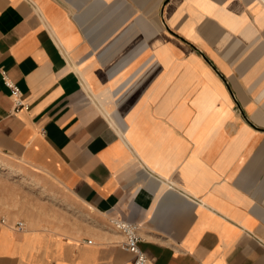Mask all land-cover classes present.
Wrapping results in <instances>:
<instances>
[{
    "label": "crops",
    "instance_id": "1",
    "mask_svg": "<svg viewBox=\"0 0 264 264\" xmlns=\"http://www.w3.org/2000/svg\"><path fill=\"white\" fill-rule=\"evenodd\" d=\"M0 68V152L88 220L0 215V264H130L112 216L146 264H264V0H0Z\"/></svg>",
    "mask_w": 264,
    "mask_h": 264
},
{
    "label": "rangeland",
    "instance_id": "2",
    "mask_svg": "<svg viewBox=\"0 0 264 264\" xmlns=\"http://www.w3.org/2000/svg\"><path fill=\"white\" fill-rule=\"evenodd\" d=\"M0 215L44 232L87 225L81 205L50 176L0 152Z\"/></svg>",
    "mask_w": 264,
    "mask_h": 264
},
{
    "label": "built area",
    "instance_id": "3",
    "mask_svg": "<svg viewBox=\"0 0 264 264\" xmlns=\"http://www.w3.org/2000/svg\"><path fill=\"white\" fill-rule=\"evenodd\" d=\"M0 74L3 83L9 89L13 109L17 110L27 107V104L22 99L20 89L6 74L4 69L0 68ZM108 221L115 230L119 231L123 235V240L121 241L120 246L132 254V260L130 264H146L148 262V257L138 245L140 238L138 223L115 216L109 217ZM15 224L16 228L19 230L24 228V223L22 220H17Z\"/></svg>",
    "mask_w": 264,
    "mask_h": 264
},
{
    "label": "water",
    "instance_id": "4",
    "mask_svg": "<svg viewBox=\"0 0 264 264\" xmlns=\"http://www.w3.org/2000/svg\"><path fill=\"white\" fill-rule=\"evenodd\" d=\"M174 34H176L175 32H173ZM176 35H178V34H176ZM179 36V35H178ZM180 37V36H179ZM182 38V37H181ZM192 45V44H191ZM195 49H197L194 45H192ZM198 50V49H197ZM199 51V50H198ZM223 78V77H222ZM224 79V78H223ZM237 103V102H236ZM237 105H238V103H237Z\"/></svg>",
    "mask_w": 264,
    "mask_h": 264
}]
</instances>
